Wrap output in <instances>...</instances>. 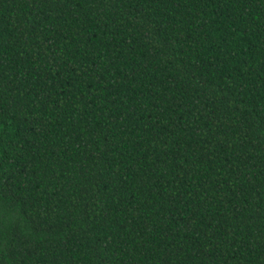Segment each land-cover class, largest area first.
Instances as JSON below:
<instances>
[{
	"label": "trees",
	"instance_id": "16d2710c",
	"mask_svg": "<svg viewBox=\"0 0 264 264\" xmlns=\"http://www.w3.org/2000/svg\"><path fill=\"white\" fill-rule=\"evenodd\" d=\"M0 264H264V0H0Z\"/></svg>",
	"mask_w": 264,
	"mask_h": 264
}]
</instances>
